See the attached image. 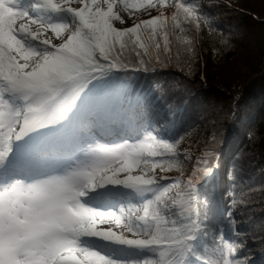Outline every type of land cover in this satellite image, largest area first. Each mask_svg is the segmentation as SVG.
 Returning a JSON list of instances; mask_svg holds the SVG:
<instances>
[{
	"label": "snow or ice",
	"instance_id": "6c2138e0",
	"mask_svg": "<svg viewBox=\"0 0 264 264\" xmlns=\"http://www.w3.org/2000/svg\"><path fill=\"white\" fill-rule=\"evenodd\" d=\"M215 6L0 0V264H251L209 225L216 154L186 171L172 105L131 83L190 67Z\"/></svg>",
	"mask_w": 264,
	"mask_h": 264
},
{
	"label": "trees",
	"instance_id": "16d2710c",
	"mask_svg": "<svg viewBox=\"0 0 264 264\" xmlns=\"http://www.w3.org/2000/svg\"><path fill=\"white\" fill-rule=\"evenodd\" d=\"M216 4L206 10L208 26L190 67L182 65L181 71L173 60L155 72L139 73L131 83L143 93L154 91L165 107L172 105L169 134L184 138L181 151L190 150L186 171L203 150L216 154L210 228L244 242L251 264H264V0ZM229 209L235 221L231 231Z\"/></svg>",
	"mask_w": 264,
	"mask_h": 264
},
{
	"label": "rangeland",
	"instance_id": "374dc122",
	"mask_svg": "<svg viewBox=\"0 0 264 264\" xmlns=\"http://www.w3.org/2000/svg\"><path fill=\"white\" fill-rule=\"evenodd\" d=\"M131 24V20H128V24L127 25H125V26H128V25H130ZM117 26H119V23L117 22ZM191 171V170H190ZM190 171H188V172H190Z\"/></svg>",
	"mask_w": 264,
	"mask_h": 264
}]
</instances>
